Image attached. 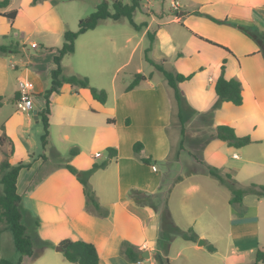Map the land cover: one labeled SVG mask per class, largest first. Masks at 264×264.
Listing matches in <instances>:
<instances>
[{
	"label": "crops",
	"instance_id": "obj_1",
	"mask_svg": "<svg viewBox=\"0 0 264 264\" xmlns=\"http://www.w3.org/2000/svg\"><path fill=\"white\" fill-rule=\"evenodd\" d=\"M176 2L177 14L167 20L163 12H155V5L151 0L145 1L143 9H146L145 13L150 19L141 20L140 23L145 22V25L139 29L133 27L135 34H131L125 26L115 27L108 22L105 24L107 19L102 20L95 28L80 34L74 42V51L80 48L82 53L80 63L83 66L75 75L87 74L85 67L95 68L101 73L108 66L112 55L126 51L123 60L117 66V69L122 68L154 25H156L155 43L160 39L161 31L171 21L178 25L174 28L177 46L186 48V53L179 55L177 61L184 57L191 59L199 55L198 51L191 47L189 37L205 43H208L204 41L205 39L210 40L231 52L208 43L223 51L217 56L215 65L219 68L225 60L224 77L235 78L241 82L242 103L240 105L228 101L218 103L214 94L207 104L206 99L204 100L207 94H193L192 97L197 100V104L193 105L189 96L182 93L184 103L180 109L172 96L175 102L173 107L170 94H167V98L164 94H126L142 89L140 83L129 91L122 89L117 94H107L106 102L101 104L92 98L87 88H75L66 84L69 87L67 90L50 96L53 104L49 114L48 141L45 148L40 147L39 151L34 149L33 141L27 136L22 138L23 129L20 133L17 128L22 124L21 114L18 116L16 112H12L0 117V135L3 126L6 136L12 140L14 146L9 162L12 164L19 160L31 162L29 167L20 170L16 182L17 192L21 196L22 221L34 246L33 254L23 256L21 264H34L33 257L41 261L42 258L48 259L49 264H63L61 262L64 259L63 254L54 256L48 253L63 239L92 243L98 253V264H158L155 259L157 252L167 257L168 264H173V261L184 251L188 253L183 254L185 260L180 264H211L212 261L214 264L221 262V264H253L256 250L264 251V196L258 197L248 193L243 196L240 204L235 205L237 210L234 212L231 210L229 238L231 237L233 241L221 254L222 259L218 260L213 258L219 253L218 248L203 234H197L196 241L184 239L185 243L178 244L174 250H171L175 236L169 235V230L176 227L184 231L194 223V218H188L180 223L176 221L172 208L168 206L166 207L168 219L165 223L161 218V211H156L152 204L144 199L161 192L160 188L164 182L161 175H148L156 173L157 168L153 169L152 165L144 164L140 157L148 155L168 159L174 139L171 138L168 145L165 131L172 126L178 131L177 128L180 127L181 134V126H184V130L186 127L184 122H180L179 113L183 114L185 111H190V115H199L201 123H198L197 128L192 124L188 125L191 130L188 132L185 130V135L189 138H186L185 143L184 136L181 152L186 151L189 145L198 146V155L191 148L188 151L193 156V163L201 165L206 163L220 168L223 172H229L242 187L251 183L264 185V58L256 41L245 33L247 31L253 36L264 34L262 30L264 0H176ZM9 10L16 11L12 20L0 15V45L7 47V51L0 53V96L2 97L0 107L3 104L1 94L6 86L3 76L5 60L10 56L9 54L13 55L14 51H17L13 47L9 50L12 45L9 46L7 42L12 34L16 35L13 29L18 16L25 15L34 24L35 31L41 33L43 41L47 40L45 35L48 33L62 36L63 31L69 29L64 15L50 0H41L35 4L32 0H10L6 7L0 8V13ZM205 14L217 19H225L227 23L213 22ZM133 22L140 24L134 20ZM116 33L124 38L122 44L115 43ZM185 33L186 40L180 42L179 34L185 35ZM134 38L136 40L132 43L131 40ZM171 42L175 43L173 37ZM60 46L45 43L41 49L54 54L55 48ZM49 48L53 50L48 51ZM107 52L111 53L109 57L106 56ZM196 66L201 69L200 64ZM30 69L26 70L25 77H28L31 71L37 70L34 66ZM179 71L184 72L181 69ZM190 72L192 71L185 74ZM19 80L20 78L13 88L14 102L18 94ZM209 81H212L211 77ZM31 82L34 92L36 85ZM149 86L151 87L150 83ZM41 90L37 88L35 92ZM36 95L33 96L36 99L34 107L38 112L44 106V99L41 96L42 100H40V96ZM146 103L149 104L147 107L144 105ZM174 113L175 117L172 116ZM107 119H112L113 122H108ZM222 124L233 127L238 136L248 135L251 142L241 148H234L212 137L215 128ZM53 126L56 127L55 131L52 129ZM71 128L78 138L76 140L83 141L87 145L84 150L78 152L74 150V155L65 158L60 151V143L69 138ZM131 131L136 132V135L129 137ZM137 140H141L143 148L138 155H135L132 144ZM6 145L7 143L4 142L0 149H5ZM148 145L158 149V155L154 150H150ZM107 147L117 149L115 158H108ZM102 150L104 154L100 153ZM82 156L84 157L81 158ZM2 157L3 155L0 154V161ZM98 158L101 159L97 160ZM103 161H107V165L92 172L88 176V184L95 192L100 208L105 211L104 215L88 208L82 184L64 167V164L69 162L76 169L86 171L93 163ZM217 183L221 185L218 181ZM192 189H196V186L189 185L186 191ZM233 232L239 233L238 236L234 237ZM166 234L168 235L166 244H158L159 238ZM247 234L253 236H246ZM200 237L205 238L203 245L198 244ZM44 243L48 245L44 247ZM124 243L133 245L140 253L146 250L148 257L140 258L138 255V260L129 261L122 253ZM209 245L213 250L208 249ZM38 252L43 256L37 257ZM55 252L60 251L55 250ZM244 254H251L252 259L245 263V259L241 260ZM18 259L19 257L15 262ZM260 264H264V261Z\"/></svg>",
	"mask_w": 264,
	"mask_h": 264
},
{
	"label": "rangeland",
	"instance_id": "obj_2",
	"mask_svg": "<svg viewBox=\"0 0 264 264\" xmlns=\"http://www.w3.org/2000/svg\"><path fill=\"white\" fill-rule=\"evenodd\" d=\"M50 1L54 3L58 7L60 12L64 15L69 29L76 30L77 21L80 18H84L91 12H93L95 6L101 0ZM121 1L123 3H131L132 0ZM145 1L147 2V0H141V6L139 7V9H141L135 11L133 14V20L136 23H140L141 20L150 19L149 15L145 13L146 9H143ZM151 1L153 2V5H155V12H163L167 20H170L174 16V14H177L178 7L176 8L174 6H171L170 0ZM146 8L147 10L149 9L148 6ZM107 22L115 27L125 26V29L130 30L131 34H135L133 26H130V24L128 23L129 20L127 18H120L118 20L108 18L105 21V24ZM177 26L178 25L171 23L170 21L169 25H166V27L161 31V35L159 36L160 39H157L155 43L154 39L151 42L148 38L149 36L145 37L141 45L133 52L130 60L122 68L117 69V66L120 61L123 60V55L126 54V51L124 53H115L114 55H112L111 60H109L108 62V66H106L101 73L97 72V69L95 68L93 69L91 67H85V73L87 74L81 75L88 77L90 85L99 89H104L107 94H117L122 89H125V87L133 79L135 73L141 72L145 75L151 74V78L141 82L140 87L142 89L133 93L126 94H164L165 97L167 96V94H170V98L173 102V91L171 88H169L162 73L156 68L155 65H160L170 72H180L185 74L189 71H194V77L190 80L178 83V88L180 92L189 96L190 103H192L193 105L197 104V100L192 97L193 94H207L204 100L206 99V103L208 104L215 94L213 90V81H215L216 77L220 74V69L215 65L217 60L216 58L219 54H222L223 51L217 47L209 45L208 43H205L193 37H189L191 47L198 51L199 55L191 59H187L186 57H184V59H180L179 61H177L179 55H184V53H186V48L177 46L176 34L174 31V28H177ZM154 30H156V25H154L148 32L154 33ZM262 30L264 31V25L262 26ZM13 31L16 33V35L12 34L8 38L7 43L9 44V46L12 45L10 46L9 50L14 48L17 51H14L13 55L9 54L10 56L5 60L3 76H5L6 86L1 94L3 96V104L2 107H0V117H4L7 113L11 114L12 112H16L18 116L21 114L22 124L17 128L19 131L23 129V134L20 131L22 138L24 136H27L31 141H33L34 149H36V151H39L40 147H42L40 135L43 131V128L40 119H34L33 110H36V108L34 107L36 99H34L33 96H37L36 94L39 95V93H43L44 90L50 87V69L53 67V53L43 51L41 47L45 43L49 45L60 46L63 43V36L48 33L45 35V38L47 40L43 41L41 38V33L35 31L34 24L23 14H20L18 16ZM114 37L116 44L123 43L124 38L122 36H119L116 33ZM172 37L175 43L171 42ZM178 38L180 42H184L186 40V33L185 35L179 34ZM135 40L136 38L132 39L131 42L134 43ZM31 41L35 42L38 47H31ZM110 55V52L106 53V56L109 57ZM81 56L82 53L79 47L76 51H74V53L65 56L62 60V74L65 76L76 74V72L79 71L78 69L83 66V64L80 63ZM198 64H200L201 69L197 68L196 65ZM31 66L32 68L33 66L36 67L37 70L31 71L29 76L25 77L27 76L26 70L30 69ZM228 67H230V65ZM179 69L183 70L184 72L179 71ZM209 77L212 78V81H209ZM19 78L30 79L35 83L38 89H42L40 92L36 93L35 89L37 88L35 87L34 92H32V107L27 111L17 110L15 102L12 99L13 88L15 87ZM149 83L151 84V87L149 86ZM68 88L69 87L66 84H63L60 87L59 93L57 94H60V92H63ZM39 96L41 98L42 95ZM40 100H42V98ZM52 104L53 102L51 100V102L49 103V108H51ZM144 105H146L147 107V105L149 104L146 103ZM173 107H175V102H173ZM172 116L175 117V113ZM182 117L184 125L186 127V132L191 130V127L188 125L192 124L197 128L199 127L198 123H201L200 116L197 114L190 115V111H185V113L182 114ZM52 129L53 131H55L56 127L53 126ZM177 129L178 131H176L174 129V126H172L168 129V131H165L168 145L170 144V139H174L172 152L168 159L152 157V160L155 161H151V163L146 164L149 166L154 165L157 168L156 173H149L148 175H161L163 177L164 184L162 188H160L161 192H159L158 194L150 195L144 199L149 201V203L152 204L156 211H161V218L165 223L168 219V213L166 211V207L168 206L172 208L173 216L175 217L176 221L180 223L184 222L188 218H194V223L190 226V228L192 227L194 235L196 236L197 234H203L206 239H209V241L213 243L219 251V253L213 256V258H215V260H218L219 258L222 259L221 254H223L224 251L227 250L229 246H231V243L233 241L231 237L229 238L231 217L230 213L231 210H233L234 212L237 209L235 208V205H231L228 203V199L231 196L229 189L227 187L225 188L219 185L215 178L205 172L204 167L201 164L193 163V156L190 155L188 151L189 148H191L195 151L196 155H198V146L191 147L189 145L186 151H180L182 147L179 146V141L181 140L182 136L179 133L180 127H178ZM129 135V137H132V135H136V132L134 133L131 131ZM147 136L149 137V134ZM175 137L177 138V140H175ZM187 137L185 135V143L187 142ZM76 139L78 138L74 135V129L71 128L69 138L62 140L60 143V151L63 157L67 158L71 150H75L76 152H78L82 149H85L87 144ZM125 139H127V136H125ZM148 148L150 150H154L158 155L159 150L155 149L154 146L148 145ZM101 152L103 154L105 153L103 150L100 151V153ZM0 154H2L1 149ZM178 155L180 158L178 157ZM83 157L84 156H82L81 158ZM101 158H98L97 160H100ZM194 167L196 169H194ZM192 171L199 172L192 173ZM189 185H195L196 189L186 191ZM170 186L172 188H170ZM186 230L187 229H185L184 231ZM181 231V229H178L176 227L169 230V235L172 234L175 236V241L171 247V250H174L175 246H178V244L181 245L185 243V238L182 236ZM238 234L239 233L237 232H233L234 237L238 236ZM246 236H253V234H247ZM167 237L168 235L166 234L162 238H159L162 245L166 244L165 241ZM204 237H200L199 239H205ZM228 241L230 243H228ZM55 247L48 253L54 256H62V252H55ZM170 253L174 255L173 252ZM186 253L188 252L184 251L183 254ZM183 254L180 257H177V259L173 261V264H180L183 260H185ZM36 256H43V254H41V252H38L36 253ZM18 257L19 252L14 247L10 230L5 224H0V259L6 258L15 262ZM32 259L33 261H35L34 264L50 263L48 259L44 260L45 258H42V261L36 260L34 257ZM244 259L246 260L245 263L248 262L247 260L250 261L252 259L251 254H244L241 260ZM61 262L63 264H70L64 259H62ZM213 262L214 261H212L211 264H214Z\"/></svg>",
	"mask_w": 264,
	"mask_h": 264
},
{
	"label": "trees",
	"instance_id": "obj_3",
	"mask_svg": "<svg viewBox=\"0 0 264 264\" xmlns=\"http://www.w3.org/2000/svg\"><path fill=\"white\" fill-rule=\"evenodd\" d=\"M10 0H0V8H4L8 5ZM41 0H32V3L35 4ZM141 0H132L131 3H123L121 0H101L95 6L93 12L84 18H80L77 22V29L70 30L66 28L63 31V43L60 47L55 48L56 52L52 56V61L54 67L50 70V87L39 93L44 99V106L38 110L37 114L40 121L42 122L43 131L40 135V141L42 148H45L48 135H49V114L50 108L49 103L51 102L50 96L57 94L60 91V87L63 84H67L75 88H87L93 99L98 101L101 104H104L107 99V92L104 89H99L90 85L89 79L86 76L79 75H68L65 76L62 74L61 60L62 58L74 52V42L76 38L83 32L95 28L102 20L104 19H113L118 20L120 18H127L130 24L135 28L139 29L145 25V22L140 24H135L133 22V14L135 11L139 10ZM15 10H9L1 12L0 15L12 20L15 16ZM205 16L216 23H227L225 19H217L208 14ZM252 39L256 41L264 58V34L259 33L257 36L249 34L245 31ZM153 32H147V36L152 42L154 39ZM201 38V37H200ZM204 41L222 48L223 50L231 53L226 47L221 46L220 44L214 43L210 40L205 39ZM53 48H49L48 51H52ZM7 51L5 45H0V53ZM156 68L162 73L167 85L173 91V97L177 105L182 108L184 103V98L182 92L178 88V83L190 80L195 72H190L188 74H183L180 72H170L164 69L160 65H155ZM220 74L216 78L213 89L217 96V101H228L234 105H240L242 103V94H241V82L235 78H225L224 69H225V60L222 61L220 65ZM151 78V74L145 75L141 72L134 74L133 79L125 87L124 91H129L139 85L141 82ZM2 97L0 96V100ZM217 105V104H216ZM180 122L182 123V114L179 113ZM108 122H113L112 119H107ZM128 122L127 119L125 121ZM2 134L0 135V147L4 142L7 143V147L1 148L2 159L0 161V224H5L7 228L11 231L13 237V244L16 250L19 252L20 256L17 262H12L8 259L1 258L0 264H21L23 256H31L33 254V241L30 234L27 232V228L22 221V211L20 208L21 196L17 192L16 182L17 177L23 168L30 166V161L19 160L16 163L12 164L9 162V158L14 152V146L12 140L6 136L3 126L1 127ZM181 141L180 147H182L185 130L184 126H181ZM212 137L218 138L221 141H224L228 146L234 148H241L251 142V139L248 135L238 136L236 135L233 127L222 124L218 125L215 128V131L211 134ZM143 148V143L139 140L135 141L132 144V151L135 155ZM106 151L108 153V158H115L117 156V149L115 147H107ZM75 151L71 150L69 155H74ZM44 157V155H41ZM141 162L144 164H149L154 162L151 156L140 157ZM107 165V161L101 163H93L91 167L86 171H81L76 169L69 162L64 164V167L73 175L76 179L82 184L83 194L86 199V204L91 210L104 215L105 211L100 208L99 202L95 195V192L90 188L88 184V176L99 168H103ZM204 170L208 175L215 178L221 185L227 187L231 193L228 203L231 205H238L241 203L244 195L248 193H253L258 197L264 196V185L251 183L248 186H240L238 182L231 176L229 172H223L220 168L211 166L209 164H202ZM37 224V221H35ZM182 236L186 240L196 241V236L193 233L192 228H188L186 231H181ZM160 243V240L158 244ZM48 244L44 243V247ZM59 246L63 248L62 254L66 261L73 264H98V253L96 247L87 241L83 240H70L63 239L58 243ZM209 250H213L211 245L208 246ZM122 253L124 256L131 262L138 260V255L140 253L133 245L124 243L122 248ZM155 259L158 264H168L167 257H163L159 252L155 254ZM264 261V251L262 249H257L255 252V258L253 264H260Z\"/></svg>",
	"mask_w": 264,
	"mask_h": 264
},
{
	"label": "built area",
	"instance_id": "obj_4",
	"mask_svg": "<svg viewBox=\"0 0 264 264\" xmlns=\"http://www.w3.org/2000/svg\"><path fill=\"white\" fill-rule=\"evenodd\" d=\"M170 5L177 8L176 0H170ZM30 46L36 48L38 45L34 42H30ZM33 83L29 79H20L18 83V94L15 99V106L19 111H27L32 107V96H33ZM155 169V166L152 165Z\"/></svg>",
	"mask_w": 264,
	"mask_h": 264
},
{
	"label": "water",
	"instance_id": "obj_5",
	"mask_svg": "<svg viewBox=\"0 0 264 264\" xmlns=\"http://www.w3.org/2000/svg\"><path fill=\"white\" fill-rule=\"evenodd\" d=\"M33 114H34V119H35V120H38L39 116H38V114H37V110H33ZM198 244H199V245H203V244H204V240H203V239H199ZM55 250H56V251H60V252H62V251H63V248H62L61 246L57 245V246L55 247ZM139 257H140V258H146V257H148V252H147L146 250L142 251V252L139 254Z\"/></svg>",
	"mask_w": 264,
	"mask_h": 264
}]
</instances>
